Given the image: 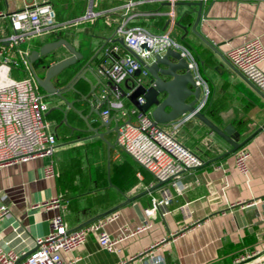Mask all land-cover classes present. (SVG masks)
Here are the masks:
<instances>
[{
    "label": "crops",
    "instance_id": "crops-1",
    "mask_svg": "<svg viewBox=\"0 0 264 264\" xmlns=\"http://www.w3.org/2000/svg\"><path fill=\"white\" fill-rule=\"evenodd\" d=\"M45 1L57 8L52 0H22V4L19 0H0V12L9 14ZM79 1L85 2V13L91 6L99 15L94 20L70 24L45 34L25 43L27 45L22 48L31 53L50 36L67 39L83 54L79 63L90 61L94 74L89 71L86 75L91 83L80 80L77 87L88 94L94 86L95 92L89 98L96 103L95 95L100 98L107 95L105 86L109 83L98 74V63L106 48H119L113 54L114 58L126 52L123 35L118 31L125 22L128 26H145L154 33L171 32L187 44L198 59L211 89L210 103L217 101L223 106L212 112H207L204 107L200 110L220 128L232 124L240 133L239 141L253 134L241 147L250 152L248 172H241L236 166L239 149L228 153L232 149L228 141L196 116L186 114L163 126L171 129L175 123L182 122L176 137L196 152L204 165L160 183L119 146L118 125L122 119L118 111L111 112L113 120L97 134L64 99L40 92L50 106L47 114L53 113L54 119L49 121L54 133H57L56 128H63L64 143L57 139L52 156L0 167V197L5 196L11 209L10 217L0 221V249L14 251L24 260L35 248L36 239L52 230L56 215L64 214L70 228L74 229L117 206L113 212H118L119 217L104 226L113 238L121 235L124 226L134 228L150 223V227L121 240L117 252L103 249L98 232H91L81 246L63 253L65 260L77 259L78 264H121L163 238L168 241L158 253L164 256L165 264H233L244 252L264 249V216L249 221L242 206H231L240 202H257L258 206L264 203V94L193 31L198 10H201L202 17L196 30L226 58L231 48L249 40L258 38L264 45V0H216L202 5L198 0H142L131 7L126 5L129 0H63L61 7L56 9L57 19L74 20L69 19L68 8ZM10 25L7 17H0V40L11 32ZM61 47L65 49L61 54H49V64L71 55L66 46ZM261 67L264 70V63ZM23 72L13 68L11 75L18 78ZM41 73L44 76L45 70ZM58 77L54 79L55 85ZM64 96L68 101H75L74 107L88 116L93 128H99L101 119L95 113L90 115V103L74 90H68ZM101 100L104 102L102 111L109 103ZM60 107H69L66 115ZM61 114L63 119L59 122L57 118ZM65 116L67 121H64ZM76 156L82 157L84 170L75 178L74 186L78 188L72 190L64 178L67 176L63 174L60 178L59 174ZM50 163L54 164L57 173L54 178L45 177L44 169ZM106 191L117 201L105 207L90 199ZM55 196L63 198L64 206L33 207ZM129 198L132 199L127 202ZM154 198H169L170 202L148 215L146 209L153 206ZM236 211H240V221ZM198 221L201 222L199 225Z\"/></svg>",
    "mask_w": 264,
    "mask_h": 264
},
{
    "label": "built area",
    "instance_id": "built-area-1",
    "mask_svg": "<svg viewBox=\"0 0 264 264\" xmlns=\"http://www.w3.org/2000/svg\"><path fill=\"white\" fill-rule=\"evenodd\" d=\"M141 2L142 0H129L126 5L131 7ZM98 15L99 13L90 6L79 18L62 22L57 19L56 10L49 1L26 6L9 14L0 12V17H7L11 24L9 35L0 40V167L27 162L37 157L52 156L57 148V137L52 129V122L46 119L49 103L45 95L39 91V85L30 70V53L24 50L22 45L31 37L50 34L70 24L94 20ZM118 31L123 35L126 52L114 58L113 54L117 53L119 48L117 46L106 48L98 63L97 72L109 80L105 86L108 94L101 98L104 100L110 95V99L107 100L108 107L101 111L102 118L107 120L113 110L121 115L122 122L118 127L117 136L119 146L151 172L157 181H167L187 170L203 166L204 160L176 137L182 122H177L171 129H167L163 124L155 122L149 111L141 110L124 97L121 88L124 81L134 77L138 70H141V74L135 78L134 88L141 85L145 77H150L143 61L149 63L156 55L172 48L186 58L196 84L201 87L200 108H203L209 99L211 89L194 52L187 44L176 39L171 32L154 33L145 26H128L127 22ZM7 42L9 43L6 44ZM226 55L230 62L264 94V70L261 67L264 63V45L260 39H252L235 46ZM22 64L30 70L31 75L24 78L13 77L11 70L21 67ZM131 92L132 90L128 94ZM124 98L131 102L130 106L125 104ZM145 101L143 96L138 98L140 104ZM249 157V150L241 148L237 151L236 166L241 172H248ZM44 172L46 178H54L57 175L53 163L47 165ZM169 202V198L164 200L154 198L153 206L147 208L146 213L152 215ZM64 203L67 205L68 200ZM252 203L257 204L240 202L231 206L244 208ZM61 206H64L63 198L55 196L33 207L51 209ZM10 215V206L6 203L5 196H1L0 221ZM118 217V212H112L83 227L71 229L64 214H58L52 220V230L36 239L35 248L24 260H21L14 251L0 249V264H78L77 259L65 260L63 253L81 246L91 232H98V240L103 249L117 252L121 240L135 236L151 225L144 223L134 228L124 226L121 235L113 238L104 226ZM200 223L197 222L198 225ZM167 241V238H163L121 264H165L164 256L158 251ZM233 264H264V249L244 252L234 259Z\"/></svg>",
    "mask_w": 264,
    "mask_h": 264
},
{
    "label": "water",
    "instance_id": "water-1",
    "mask_svg": "<svg viewBox=\"0 0 264 264\" xmlns=\"http://www.w3.org/2000/svg\"><path fill=\"white\" fill-rule=\"evenodd\" d=\"M199 4L202 5L203 2L200 1ZM201 17L202 11L198 10V16L193 25V31L207 45H209L214 51H216L221 57H223L228 63L232 64L216 48V46L212 42H210V40L205 38L201 33L196 30V27ZM182 27L185 28L184 26ZM8 43L9 42H7L6 44ZM62 45L66 46V48L70 51L71 55L52 63L49 66L43 67V70H45V75H39L37 70L34 68L33 64L39 61L40 59L48 61L49 54L55 52V50L60 48ZM83 58V54L78 51L75 46L72 45L65 38L46 42L39 49L33 50L29 55L31 70L38 85L48 94H55L60 98L64 99L68 106L73 107L80 114V116L84 120H86L90 128L94 130L97 134H99V129L103 126H109L114 116L108 117L107 120H104L102 118L101 107L104 102L102 103V100L99 96L95 95L96 103L91 102L89 96L90 94L95 92L94 86H92L91 92H89L88 94H84L83 91L77 87V84L80 80H86L91 83L90 79L86 75L89 71L94 74V71L90 66V61L83 62L78 72L64 86L58 87L54 83V79L56 77L61 76L70 67L77 65L80 61L83 60ZM143 63L145 64L146 68L150 73L149 80L144 81L138 87L133 88L130 94H128V92L131 90L127 91L122 86L121 88L123 90V96L127 97L133 104L137 105L141 110L149 111L155 122L160 124H168L178 120L186 114H192L232 145V149L228 153L240 149L250 138L253 137L252 134L244 141H239L240 133L236 132V129L232 124L226 126L225 128H220L200 110L201 87L196 84L186 58L183 57L179 51L171 48L168 49L165 53L156 55L155 58H153L149 63H146L144 61ZM140 74L141 70H138L135 73V76L131 77L130 79L135 82V78L140 76ZM111 87L113 86L111 85ZM68 90L76 91L82 96V99L84 101L90 103V115L95 113L101 119V125L99 126V128H93L88 116L84 115L82 110H78L74 107L75 101H68L65 98L64 94ZM140 96H143L145 98V103L140 104L138 102V98ZM109 99L110 95L106 96L105 100L103 101H107ZM99 102L102 104H98ZM69 107L66 109H62L60 107L59 109L63 110L66 115ZM64 121H67L66 116L64 117ZM162 182L165 181H160V183ZM211 191L214 192L213 189ZM131 199L132 198H129L127 202L131 201ZM118 207L119 206L103 213H100L74 229H78L96 221L97 219L103 218L115 211ZM136 208L138 210V207ZM138 212L140 213V211ZM243 213L249 219V221L250 219L252 220L254 218L260 217L261 215L264 216V203H262L260 206H258V204L252 203L251 205H248L243 208ZM235 214L237 216V219L240 221V211H236Z\"/></svg>",
    "mask_w": 264,
    "mask_h": 264
},
{
    "label": "trees",
    "instance_id": "trees-1",
    "mask_svg": "<svg viewBox=\"0 0 264 264\" xmlns=\"http://www.w3.org/2000/svg\"><path fill=\"white\" fill-rule=\"evenodd\" d=\"M71 7L68 8L70 16H71L69 19L78 18L85 13V9H84L85 2H83V1H79L76 3V5H72ZM61 21L64 22L65 20H61ZM58 38H60V36H58V37L50 36L47 39L48 40L47 42L54 41L55 39H58ZM44 43H46V42H44ZM44 43H41V44L39 43V44H40V46H42ZM44 62H45L44 59H40L39 61L35 62L33 65L35 67V66H37V64H43ZM46 64H47L46 66L50 65L48 62ZM81 65H82V62L78 63L75 66L70 67L69 69H67L60 77H58L59 81L56 82V85L57 86H64L65 84H67L71 80V78L78 72ZM15 69H18L20 71H24L22 73V75L24 77H29L31 75L30 71L25 67L24 64H22L21 67L15 68ZM39 90L42 93L45 92L40 86H39ZM222 107L223 106L221 104H219L217 101L210 103V101L208 100L204 106V110H206L207 112H212L214 110H219ZM212 117L214 119L218 120V118L215 114H212ZM46 119L47 120L54 119L53 113L47 114ZM57 119L59 122H61L63 119V115L61 114ZM83 170H84L83 169V159L81 156H76V157L71 158L70 163L65 166L64 170L61 171L59 176L61 178V176L63 174L66 175L67 177L64 176V178H67V180H68V183H67L68 188L72 189V190H76L78 187L74 186L75 178L78 175H82ZM60 181H61V179H60ZM90 199H93L95 202H97L98 204H101L105 207L109 206L108 204H112V203L117 201V199L116 198L114 199V197L112 196V194H110L109 191H106L105 193L97 194L96 196H93ZM70 205L72 206V208L74 207L72 202L70 203Z\"/></svg>",
    "mask_w": 264,
    "mask_h": 264
},
{
    "label": "rangeland",
    "instance_id": "rangeland-1",
    "mask_svg": "<svg viewBox=\"0 0 264 264\" xmlns=\"http://www.w3.org/2000/svg\"><path fill=\"white\" fill-rule=\"evenodd\" d=\"M40 1H42V0H40ZM53 2H54V4H56V6H57V8H60L61 7V4H62V1L63 0H52ZM19 3L20 4H22V0H19ZM55 7V6H54ZM57 8H55V10L57 9ZM67 26H70V25H67ZM41 36H44V35H41ZM41 36H35V37H31V38H29L28 40H27V44H29V43H31L32 41H34L35 39H37V38H39V37H41ZM27 44H23L22 46L23 47H25ZM193 47V46H192ZM65 49L63 48V47H61V48H58L57 50H55V52H59L60 54H61V52H63ZM15 78H17V77H15ZM18 78H24V76L22 75V76H18ZM148 79L145 77L144 78V81H147ZM135 84V82L133 81V80H131L130 78H127L125 81H124V83L122 84V87L123 88H125L127 91H129V90H132L133 88H134V84ZM41 92V91H40ZM124 101H125V104L127 105V106H130L131 105V102L127 99V98H124ZM58 128H56V135H57V139L59 140V143H64L63 141H64V139H63V135H64V132L62 131L63 130V128H59L58 130H57ZM59 148H62V146L61 147H59Z\"/></svg>",
    "mask_w": 264,
    "mask_h": 264
},
{
    "label": "flooded vegetation",
    "instance_id": "flooded-vegetation-1",
    "mask_svg": "<svg viewBox=\"0 0 264 264\" xmlns=\"http://www.w3.org/2000/svg\"><path fill=\"white\" fill-rule=\"evenodd\" d=\"M45 62L47 63L48 61H45ZM45 62L43 64H37V66L34 67L37 70L38 74L41 76H43L41 73L43 67H46L47 65Z\"/></svg>",
    "mask_w": 264,
    "mask_h": 264
}]
</instances>
